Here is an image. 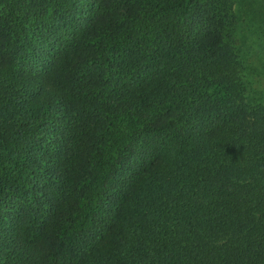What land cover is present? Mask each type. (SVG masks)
Returning a JSON list of instances; mask_svg holds the SVG:
<instances>
[{"label": "trees", "instance_id": "1", "mask_svg": "<svg viewBox=\"0 0 264 264\" xmlns=\"http://www.w3.org/2000/svg\"><path fill=\"white\" fill-rule=\"evenodd\" d=\"M244 8L0 0V264H264Z\"/></svg>", "mask_w": 264, "mask_h": 264}, {"label": "rangeland", "instance_id": "2", "mask_svg": "<svg viewBox=\"0 0 264 264\" xmlns=\"http://www.w3.org/2000/svg\"><path fill=\"white\" fill-rule=\"evenodd\" d=\"M237 2L245 6L239 17L237 35L238 48L244 61L245 77L248 80L249 99L254 103L264 104V25L260 38L251 34V28L247 25L250 18L249 10L253 7L252 0H237ZM243 35L245 40H241L240 36Z\"/></svg>", "mask_w": 264, "mask_h": 264}]
</instances>
